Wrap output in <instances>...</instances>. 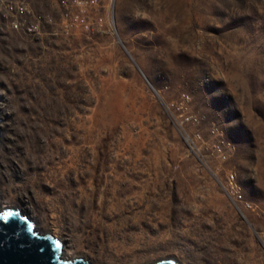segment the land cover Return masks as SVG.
<instances>
[{"label":"rangeland","instance_id":"rangeland-1","mask_svg":"<svg viewBox=\"0 0 264 264\" xmlns=\"http://www.w3.org/2000/svg\"><path fill=\"white\" fill-rule=\"evenodd\" d=\"M31 7L32 34L0 27V205L87 264H264V0H114L69 30ZM182 90L234 144L246 219L163 106Z\"/></svg>","mask_w":264,"mask_h":264},{"label":"built area","instance_id":"built-area-1","mask_svg":"<svg viewBox=\"0 0 264 264\" xmlns=\"http://www.w3.org/2000/svg\"><path fill=\"white\" fill-rule=\"evenodd\" d=\"M35 0H0V27L7 26L10 29L29 32L40 28L39 20L35 19L31 22L27 20L29 15H34L31 3ZM55 3H61L68 12L64 13L63 21L64 27L67 24L73 28H89V13L91 8L98 11V8L105 10L104 14L109 20V26L113 23V6L114 0H50ZM106 1V2H105ZM70 5V6H69ZM102 20V18H99ZM45 21L52 22L51 17H46ZM69 30V29H68ZM100 30H104L101 28ZM154 92L159 96V90L155 88ZM161 99V97H160ZM166 111L170 110V115L173 122L178 127L183 139L188 140L193 145L194 150L196 145L194 143L199 141L202 149L207 150L205 156L217 161L219 169L223 172V177L218 179V182L236 211L246 219V211L252 208V201L246 197L245 192L240 184L236 169L228 165L233 151L234 144L227 138L224 131L215 123H211L207 129L208 139L203 140L200 131V125L204 121L205 116L199 111H195L192 106V96L186 91H180L175 99L163 104ZM190 127H196L193 131H189ZM186 142V141H185ZM187 143V142H186ZM188 144V143H187ZM194 153H196L194 151ZM204 155V154H203Z\"/></svg>","mask_w":264,"mask_h":264},{"label":"water","instance_id":"water-1","mask_svg":"<svg viewBox=\"0 0 264 264\" xmlns=\"http://www.w3.org/2000/svg\"><path fill=\"white\" fill-rule=\"evenodd\" d=\"M62 242L42 235L19 210H0V264H87L82 258L64 259ZM149 264H179L166 258Z\"/></svg>","mask_w":264,"mask_h":264},{"label":"bare ground","instance_id":"bare-ground-1","mask_svg":"<svg viewBox=\"0 0 264 264\" xmlns=\"http://www.w3.org/2000/svg\"><path fill=\"white\" fill-rule=\"evenodd\" d=\"M153 91H154V89H153ZM0 113H1V110H0ZM1 116H2V115H1ZM3 122H4V120L1 119V120H0V128H2V126H3ZM185 141L188 143L189 149H190L192 152H194V147H193V145L190 144V143L188 142V140L185 139ZM7 207H9V206L7 205V206L5 207L4 205H0V210H3L4 208H7ZM23 209H24V208H23ZM37 229H39V230H41V231H44L43 228L40 227V226H38ZM53 235L56 236V234H53ZM61 255L63 256L64 259H73V258H74V255H72V254L69 252V250L66 249V248H64V247H62Z\"/></svg>","mask_w":264,"mask_h":264}]
</instances>
